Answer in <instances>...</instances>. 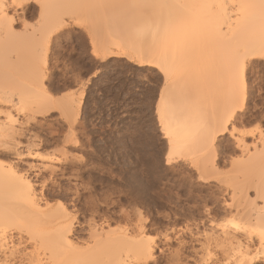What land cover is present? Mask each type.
<instances>
[{
    "label": "snow or ice",
    "instance_id": "6c2138e0",
    "mask_svg": "<svg viewBox=\"0 0 264 264\" xmlns=\"http://www.w3.org/2000/svg\"><path fill=\"white\" fill-rule=\"evenodd\" d=\"M44 9H52L50 23L59 24L71 17L72 21L81 28L86 29L87 55L96 61L83 82L73 87L71 92L65 93L70 97L79 114L76 117L77 127L79 120L83 117L85 104L88 102L89 90L98 81L103 86L97 94L95 101L96 116L100 120H108L111 123L113 116L122 119L131 117L133 123L130 126L128 142L129 146L135 145L136 149L145 159L152 158L154 145L163 143L168 145L172 137V131L166 130L160 122L159 97L152 104L155 114V125L148 123L147 105L151 99L150 88L144 82L146 78L138 77L137 73L145 72L148 67L156 68L158 71L168 74L169 86L174 81L172 78V66L177 61L173 50L171 54L161 48L160 40L167 37L171 27V20L181 10L195 9L199 14L200 25V49L195 59V76L191 86L202 95H211L215 102L224 110V120H230L235 110L243 111L249 103L250 88H258L260 95L264 97V0H248L240 3L239 7H247L256 10L257 15L247 19H241L235 12L226 10L231 7L237 8V0H229L224 4L223 0H42ZM236 16L233 19V16ZM228 19V31L225 32L224 21ZM27 27V26H26ZM101 33L103 39H99ZM120 34L123 39L113 40L112 35ZM26 33L12 32L9 25L0 23V39L9 37L24 38ZM65 32L61 31L53 35L52 39H60L64 42ZM80 38L73 34L70 44L74 46L73 54L68 57L73 64L82 61L78 59L77 52L82 50ZM258 50V51H257ZM15 57V59H13ZM142 57L143 59H137ZM153 60L160 61V67L152 63ZM19 69V75L15 82L5 80L0 86V103L7 102L11 105L12 98L19 95L20 102L14 111L0 110V139L8 138L10 135H19L15 127L19 124L15 112L24 113L26 103L44 105L49 99V94L41 86L38 68L32 60V50L23 42L16 47L0 50V69ZM45 86L47 82L45 81ZM7 97V101H5ZM49 115L60 116V111H49ZM223 126V121L221 122ZM67 128V125H65ZM65 143L75 145L76 151H80L81 140L78 135L69 133ZM151 146V150L149 149ZM163 163L171 166L175 156L165 147L161 153ZM29 155H32L30 152ZM38 155V154H37ZM262 157V179L257 187L258 195L251 200L250 206L255 208L257 200L264 201V151ZM40 159H54V157H39ZM80 166L82 178L89 176L92 181L82 185L84 194L90 197V201L112 198L114 195L122 194L123 185L118 186L114 175L116 170L104 171L96 168L97 173L89 174L86 169L95 168L86 160L85 154L74 157ZM123 176V173H120ZM23 197L31 203V185L22 177H16ZM51 207V205H49ZM210 211V210H206ZM137 215V228L144 237L135 242H129L127 247L132 250L139 264H153L154 250L170 252L169 264H180L178 257L181 248L186 243L185 233L189 231L185 225L179 229L171 230V234L164 236V244L167 247H157L160 238L156 235H148L145 230L144 212L141 208L135 209ZM235 232L250 234L257 241L255 250L245 249L241 244L239 247L232 245L229 250L227 241L221 244L223 235H211L206 230L196 239L201 243V257L198 264H218V256L221 251L229 256L224 264H264V205L258 209L256 224L258 227L249 232L245 222L230 217L227 222ZM30 231V244L35 245L33 254L41 250H52L56 247L65 252L73 254L71 260L57 261L50 259L44 261H33L31 264H122V250L115 245L117 239L131 241L125 234L124 229L117 231L113 228L107 238L96 237V243L86 249L72 248L66 234L56 231L54 240L48 239V234L38 226ZM217 227L213 221V230ZM229 235V234H228ZM0 234V255H6L7 260L3 264H16L17 246L3 247V237ZM215 241V242H214ZM48 245L45 248V245ZM124 264H127L124 261Z\"/></svg>",
    "mask_w": 264,
    "mask_h": 264
},
{
    "label": "rangeland",
    "instance_id": "374dc122",
    "mask_svg": "<svg viewBox=\"0 0 264 264\" xmlns=\"http://www.w3.org/2000/svg\"><path fill=\"white\" fill-rule=\"evenodd\" d=\"M40 3H42V0H24L26 15L22 14V9L14 8L16 10H11L12 13L15 12L16 24L14 28L16 32H25L27 30L31 33L32 30L34 31L42 24L43 18L40 13ZM65 21L68 22V25L62 30L65 32L64 42L61 43L60 39L53 40L51 38L48 49L40 53V56L43 54V58L45 57L46 59H44L47 61L45 66L47 86L45 88L56 99L54 101L55 106L66 98L65 93L71 92L73 87L78 86V83H82L84 76H87L96 65V61L87 55L86 29L81 30L72 21L71 17L65 19ZM73 34L80 38L78 42H80L82 50L76 53L78 59L82 61L79 64H73L68 59L73 54L74 49V46L69 42ZM111 38H113V35ZM2 40L0 43L4 42ZM2 72L4 70L0 69L1 75ZM137 76L146 78L144 82L150 88L151 99L147 105L148 123L152 125L153 122L155 125V114L152 111V104L157 100V97L160 99L162 88H164L163 77L159 71L149 67L145 72L137 73ZM102 86V81L92 85L89 90L88 102L84 106L83 117L79 120V127H77V121L76 125L74 124L73 126L74 133L81 140L80 151L77 152L76 148L71 146L66 147L68 152H70V159L74 161L69 159L64 164L55 165L58 167L57 176L55 179L48 181L45 188L46 191L56 196L52 200L53 203L63 202L68 205L72 213L76 212L75 234L76 239L80 243L88 244L92 240L88 230L89 225L94 222H96L95 224L98 228L102 227L105 232L111 231L113 228L119 231L134 225L138 220L135 209L139 207L143 210L145 219L148 221L145 224L146 233L148 235L154 234L160 238V244L157 247H167L164 244V236L166 234L170 235L173 228L179 231L181 227L186 225L189 231L185 233L184 239L186 243L180 252V257L185 259L181 264H198L201 257V252L199 251L201 243L196 238L200 237V234L206 230V226L210 230L207 212H210L212 214L211 217L219 223L227 221L233 215V211L225 208V202L229 201V197L232 195V188L242 185L249 174L245 172L243 174L239 170L240 165L237 163L240 162L238 160L242 158V153L236 149V138L242 135L250 136V138H246L247 143L252 144L255 142L258 146L261 145L264 138V97L260 95L258 88H250L249 103H247L245 111L242 113L244 116H239L234 126L229 128V132L218 143L221 149L225 147L224 151L227 153V155L225 154L226 157L224 156L220 162L221 173L215 178L216 182L213 181L211 185H205L197 181L198 174L192 168L190 160L189 162L188 160H180L176 164L174 162L171 166H166L163 163L161 153L164 152L165 147L168 148V145L166 146L163 143L154 145L151 159H145L135 145L129 146V131L133 123L131 117L122 119L120 116H113L110 124H108L107 119L103 121L98 119L95 114V101ZM186 90L187 88L184 91ZM202 103L203 108L208 104L206 101ZM55 111L61 112L58 108ZM36 116L35 121L31 122L33 124L31 125V134L30 132H26V134L27 136L35 135V137H40L44 143L40 148H35L33 151L44 156L60 154V151L63 150L65 136L70 132V125L64 120L63 116L62 118L55 115ZM65 125H67V128ZM230 130H232V135ZM24 139H27V137H23V141L27 143ZM149 149L151 150V146H149ZM21 151L27 152L25 146ZM81 153L85 154L86 160L90 165L95 166V168L86 169L89 174H98L96 168L109 172L112 169L116 170L117 172L114 175L118 181V186L123 185L122 194L114 195L109 199L96 200L95 204L97 207H94L95 209L85 205L90 200V197L84 194L82 185L92 181V177L89 176L85 180L81 176L80 166L74 159L75 155ZM0 158L6 161H14L28 172L30 171L28 170L29 163L33 162L35 165L41 163L27 159L16 160L11 153L6 151L0 153ZM193 158L191 159L192 161L198 159ZM71 165L72 168L74 166L73 170L76 172H73L74 174L68 173L67 171L69 170H65ZM38 172L36 169L30 171L29 174L34 180L38 191H42L43 185L41 182L43 178L48 179L50 174L48 172H39L41 175L38 176L36 175ZM120 173H123V176ZM257 173L251 175L257 178V175L258 177L260 176V173ZM252 176L249 177L251 178ZM222 180L224 183L226 182L225 186L220 184L223 183ZM226 188L229 189L227 190ZM79 196L81 200L78 199ZM247 196L249 199H253L256 194L251 190ZM124 210L128 211L127 214L131 216L130 219L124 217V215L122 216V211L125 212ZM104 220L108 221L106 225L103 224L105 223ZM90 244L92 245L93 241ZM170 258H173L170 252L155 250L153 264H169ZM130 260L131 262H129ZM130 260L128 261L130 264H135L134 260Z\"/></svg>",
    "mask_w": 264,
    "mask_h": 264
},
{
    "label": "bare ground",
    "instance_id": "6f19581e",
    "mask_svg": "<svg viewBox=\"0 0 264 264\" xmlns=\"http://www.w3.org/2000/svg\"><path fill=\"white\" fill-rule=\"evenodd\" d=\"M184 2H193V0H184ZM223 2L226 5L229 4V0H223ZM246 2H248V0H237V8L232 9L229 7L226 11L229 13L235 12L236 15L241 17V19H247L251 16L257 15L258 13L254 9L239 7L240 3ZM41 4L42 3H40V13L43 18L42 24L34 31L32 30L31 33L25 30L26 36L24 38L9 37L8 39H0V41H4L0 43V50L16 47L17 44L21 42L30 47L32 50V60L38 68L39 75L41 77V86L44 87L45 90V80L47 74L45 66L47 61L45 60V57V59L43 58V54L40 56V53L48 49V44L53 35H57L65 29L68 22L64 20L59 24H51L50 17L53 14V10L51 8L46 10L41 6ZM24 7V0H0V23L9 25L12 32H16L14 28L16 24L15 12L12 13L11 10L14 8L22 9V14L26 15ZM198 17V11L195 9L181 10L179 14L172 18L168 36L160 40L161 48L163 50L168 51L169 54H171L173 50L175 51L177 61L171 69L174 81L171 86H169L168 74L163 72L162 69L159 70V73L163 77L164 84V88H162L159 99V112L160 122L164 124L166 130H171L173 133L168 142V149L175 156V164L180 160H188V162L190 160L192 168L198 174L197 181L205 185H211L213 181L216 182L215 178L221 173L220 162L222 158L227 155L226 151H224L225 147L221 149L219 147L220 145L218 146V143L220 139L225 136L227 132H229V128L234 126L239 116L243 115L242 113L245 111L246 107L243 111L235 110L231 119L225 121L224 110L215 102L213 97L211 95H202L191 86L195 76V59L198 56L200 49V25ZM232 18L235 19L236 16L234 15ZM228 22L229 21L226 18L223 29L225 32L228 31ZM103 38L104 35L101 34L99 39ZM111 39L117 40L123 39V37L120 34L114 33L113 38ZM13 59H15V57H13ZM137 59L143 58L137 57ZM152 63L160 67V61L153 60ZM149 68L157 70L156 68ZM17 75H19V69L12 68L7 71L4 70L2 75L0 74V86L4 84L5 80L15 82ZM184 85L187 88V92L184 91L186 89ZM45 92L49 94L47 89ZM4 99L7 101V97ZM54 101H56V99L49 94V99L44 105L26 103V111L24 113L15 112V115L19 120V124L15 127L19 130L20 134L10 135L8 138L0 139V153L5 151L11 153L16 160L27 159L39 161L41 162L39 165H35L33 162L29 163L28 170L34 171L37 169L39 172H48L50 174L48 179L43 178V181L41 182L43 185L42 191H38L34 180L29 174L30 171L28 172L14 161H6L0 158V234L6 233V236L3 237V247L9 248L11 246H17L18 251L15 257L16 264H31V262L40 261L41 259L44 261L55 259L62 262L73 258L72 253L65 252L60 247H56L55 252L52 250H41L34 255L32 250L35 245L29 243L31 239L29 233L30 231L35 230L34 226H38L43 229L48 234V239L50 240L55 239L57 230L63 231L66 234L67 239L70 241L71 247L78 249L88 248L91 245L90 242L92 241L93 244H95L97 242L96 237L107 238L110 232H105L102 227L98 228L95 224L96 222L90 225L88 224L90 239H92L88 243L90 245L88 246V244L80 243L76 239L75 234V226L77 224L76 212L72 213L68 205L63 202L57 204L53 203L52 200L55 199L56 196H54L51 192H47L45 189L48 181L55 179L57 176L58 167L55 165L64 164L70 159V152L66 149V147H70V145L66 144L64 139L63 150H59V155H39V153L34 152L33 150L38 147L40 148L44 141H42L40 137H35V135L27 136L26 132H30L31 134V125H33L31 122L35 121L37 117L36 115L50 116L48 112L55 111L56 108H58V110H61V115L64 120L70 125L71 129L69 133L76 135L74 133L75 131L73 126L74 124L76 125V117L79 114L78 109L75 108L70 97H66L61 100V103L57 106H55ZM204 101L208 102V104L205 105V108H203L202 105V102ZM19 102L20 97L17 95L12 98L11 105L7 102L0 103V110L14 111L19 105ZM222 121L223 126H221ZM230 132L232 135V130H230ZM23 137H27V139H24L27 143L23 141ZM248 137L250 138V136L246 137L245 135H242L241 137L236 138L235 144L236 149L242 153V158L238 160V162H240L237 163L240 165V167L238 165L240 168L239 170H241L243 174H249L248 176L245 175L247 176V179L245 182L243 181L242 185L232 188V195L229 197V201L225 202V208L232 210L233 215L231 217H235L238 221L245 222L248 226L249 232H251V229L258 227L256 224L258 209L264 205V201L261 200H257L255 208L251 207L249 203L251 200L256 199L258 195L257 187L262 179L261 153L264 151V138L262 139L261 145L258 146L255 142L248 144L246 141V138ZM24 146L27 150L26 153L21 151ZM71 147L76 148L75 145H71ZM30 152L32 155H29ZM39 157H54V159H40ZM193 157L198 159L196 161H192L191 159ZM73 169L74 166L72 168L71 165L65 170H69L67 171L68 173H73ZM39 172L36 175H41ZM63 172L65 174L64 169ZM257 172L260 173V176L258 177L257 175V178L256 176L253 177L252 175ZM249 176L252 177L250 178ZM16 177H22L28 184L31 185V192L29 194L31 203L23 197L20 187L16 181ZM220 184L225 186L226 182L224 183L223 181V183ZM226 189L228 190L229 188ZM251 190L256 194L253 199H249L247 196ZM80 198L81 197L79 196L78 199L81 200ZM49 205H51V207H49ZM85 205H88L91 208L93 207V209H95L94 207H97L95 201L90 200L87 201ZM127 212L122 211V216L124 215V217L130 219L131 216H129ZM207 213V221H209L208 227H210L209 234L223 235V239L221 240L222 245L226 240L228 242L227 247L229 250L232 245L239 247L241 244L246 250H255L257 241L252 235L246 234L245 232H235V230L231 229L230 225L226 223L227 221H223L222 223L216 221L217 227L213 230L212 225L214 219L211 217L212 214L210 212ZM106 222L108 221L106 220L103 224L106 225ZM124 230L125 234L131 238V241L123 239H117L115 241V245L122 250V264H124V261H126L127 264H130V259H132V261L134 260L135 264H139L135 254L127 247V244L144 237V234L139 232L137 223L131 225L130 227H126ZM47 247L48 245L46 244L45 248ZM153 255L155 257V250ZM7 259L8 257L6 255H0V264H3V261ZM174 259H178L180 264L185 260L184 258L182 259L180 255L178 257H174ZM227 259H229V256L225 255L224 251H221L218 256V264H224Z\"/></svg>",
    "mask_w": 264,
    "mask_h": 264
}]
</instances>
